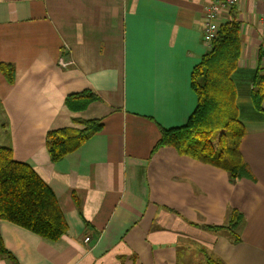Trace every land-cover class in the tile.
Returning <instances> with one entry per match:
<instances>
[{
  "label": "crops",
  "instance_id": "crops-1",
  "mask_svg": "<svg viewBox=\"0 0 264 264\" xmlns=\"http://www.w3.org/2000/svg\"><path fill=\"white\" fill-rule=\"evenodd\" d=\"M208 3L0 0V64L14 70L12 84L0 72V148L47 184L68 226L50 243L0 221L11 255L0 264H203L195 259L202 250L221 264H264V104L257 113L249 98L257 63L264 67L263 0L233 6L241 42L236 103H247L238 107L239 150L254 181L233 183L171 148L154 149L160 131L184 125L195 108L190 73L209 49ZM84 91L97 100L70 111L66 97ZM72 120L103 127L52 163L46 133L82 129ZM232 210L243 218L237 245L208 229L224 226Z\"/></svg>",
  "mask_w": 264,
  "mask_h": 264
},
{
  "label": "trees",
  "instance_id": "trees-1",
  "mask_svg": "<svg viewBox=\"0 0 264 264\" xmlns=\"http://www.w3.org/2000/svg\"><path fill=\"white\" fill-rule=\"evenodd\" d=\"M229 19L218 25L215 38L208 51L190 73V88L196 105L185 124L160 131L154 149L168 147L182 157L225 172L231 182L244 178L254 180L239 150L245 128L238 118L237 90L233 73L237 70L240 55V23L233 7ZM264 50L260 49L258 59ZM0 72L7 83H13L14 70L0 64ZM250 104L261 113L264 104V67L257 63L250 84ZM97 100L90 91L69 95L65 104L70 111L78 112ZM82 129L63 128L46 133L45 149L52 163L76 152L86 141L102 130L98 120H72ZM78 207L79 201L74 198ZM242 217L232 210L228 222L211 230L225 231L232 245L240 243L237 231ZM0 221L20 227L43 241H59L68 231L65 217L56 197L47 184L29 165L13 159L11 151L0 148ZM203 264H221L201 251ZM0 258L11 259L0 239Z\"/></svg>",
  "mask_w": 264,
  "mask_h": 264
},
{
  "label": "built area",
  "instance_id": "built-area-1",
  "mask_svg": "<svg viewBox=\"0 0 264 264\" xmlns=\"http://www.w3.org/2000/svg\"><path fill=\"white\" fill-rule=\"evenodd\" d=\"M237 1L238 0H209V3L205 6V20L202 28V41L208 48L210 47V44L217 33V18L220 16L221 12L233 7ZM60 64L65 65L63 62H60ZM87 241H89V239H85V242Z\"/></svg>",
  "mask_w": 264,
  "mask_h": 264
},
{
  "label": "rangeland",
  "instance_id": "rangeland-1",
  "mask_svg": "<svg viewBox=\"0 0 264 264\" xmlns=\"http://www.w3.org/2000/svg\"><path fill=\"white\" fill-rule=\"evenodd\" d=\"M242 105H243V106H247V103H245V102H243L242 104H241V102L238 103V107H239L240 109H242ZM241 179H244V178H241ZM200 256L203 257L202 254H201V252H199V253L197 254V256H196L195 259L199 258ZM192 258H193V257H192ZM179 264H182V263H179Z\"/></svg>",
  "mask_w": 264,
  "mask_h": 264
}]
</instances>
